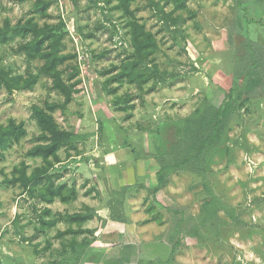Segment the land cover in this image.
<instances>
[{"label":"rangeland","instance_id":"374dc122","mask_svg":"<svg viewBox=\"0 0 264 264\" xmlns=\"http://www.w3.org/2000/svg\"><path fill=\"white\" fill-rule=\"evenodd\" d=\"M182 1L0 0V135L24 131L0 147V264H264V0ZM56 40L68 101L43 72ZM229 94L207 179L237 219L202 225V178L157 158ZM35 108L66 134L47 159Z\"/></svg>","mask_w":264,"mask_h":264},{"label":"trees","instance_id":"16d2710c","mask_svg":"<svg viewBox=\"0 0 264 264\" xmlns=\"http://www.w3.org/2000/svg\"><path fill=\"white\" fill-rule=\"evenodd\" d=\"M153 1V0H152ZM180 1V0H177ZM125 3L124 6L129 7L131 0H121ZM185 1L181 0V7L184 5ZM153 5V2H151ZM135 28L138 27L135 25ZM33 28L27 27L18 30L17 34L25 35L28 33H33L34 39L38 42L35 50L39 48V44H43L49 41L52 36L51 34H42V32H37L32 30ZM139 35L137 34V38ZM42 38V40H40ZM39 41H41L39 43ZM35 42V43H36ZM59 40H56L51 44L50 50L43 52L42 59L45 61V66L43 67V72L54 79L56 87L61 93L67 96V101L70 100V92L65 84L62 83L58 68L62 67L65 63L66 58L60 55V45ZM34 45V44H33ZM33 45L30 47L33 50ZM147 45L139 44L140 50L147 49ZM34 51V50H33ZM137 64H128L124 72L118 74L114 78V81L122 82L125 78H129L130 82H135L139 76H144L143 74H137ZM253 69V67H252ZM256 71V70H253ZM252 75V72H250ZM72 77L70 78V80ZM231 95L226 97L225 102L220 108L214 107L213 105H206L203 112L196 117L189 118L184 124L183 139L174 143L168 154H163L158 156L157 162L160 166L158 175L161 177L165 172L168 171H180L184 168H189L193 173L198 174L204 183L206 191L210 194V200L206 203L203 213L200 215V221L202 225L211 222L219 211H227L231 218L237 219L235 215L223 204V202L212 192L211 186L209 185L207 179V158L212 154L213 150L216 149L223 139V135L228 125V120L230 114L233 111V104L231 102ZM36 115L44 132V138L51 139L52 144L46 147H37L31 151L30 156H41L44 159L49 158L53 155L59 146L62 144L60 142L66 140V134L58 130V125L55 123L54 119L45 113L41 109L35 108ZM13 129L3 130L0 135V147L7 148L10 141H14V135L17 141L20 140L24 131L21 128L17 129L11 126ZM12 135H11V134ZM45 134L49 135L47 137ZM160 186L157 188L159 191L162 186V179H160ZM62 188V187H61ZM60 188L57 191L54 190V186L49 185L47 191L50 192L52 196L60 194ZM75 199V198H74Z\"/></svg>","mask_w":264,"mask_h":264},{"label":"crops","instance_id":"0c3cea01","mask_svg":"<svg viewBox=\"0 0 264 264\" xmlns=\"http://www.w3.org/2000/svg\"><path fill=\"white\" fill-rule=\"evenodd\" d=\"M16 264H27V262H26V260L25 261H18V262H16V261H14ZM85 264V263H84Z\"/></svg>","mask_w":264,"mask_h":264}]
</instances>
